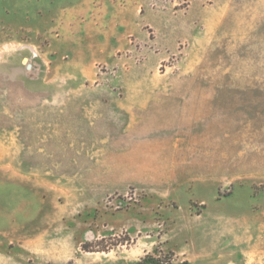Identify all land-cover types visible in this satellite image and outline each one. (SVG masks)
<instances>
[{"label":"rangeland","instance_id":"rangeland-1","mask_svg":"<svg viewBox=\"0 0 264 264\" xmlns=\"http://www.w3.org/2000/svg\"><path fill=\"white\" fill-rule=\"evenodd\" d=\"M0 264H264V0H0Z\"/></svg>","mask_w":264,"mask_h":264}]
</instances>
